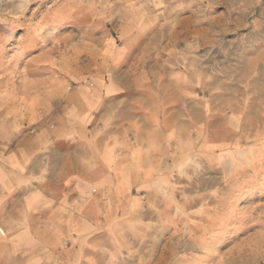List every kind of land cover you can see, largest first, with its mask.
<instances>
[{
    "label": "rangeland",
    "instance_id": "obj_1",
    "mask_svg": "<svg viewBox=\"0 0 264 264\" xmlns=\"http://www.w3.org/2000/svg\"><path fill=\"white\" fill-rule=\"evenodd\" d=\"M111 65L156 73L189 170L135 261L264 264V0H0L1 105L64 104Z\"/></svg>",
    "mask_w": 264,
    "mask_h": 264
},
{
    "label": "crops",
    "instance_id": "obj_2",
    "mask_svg": "<svg viewBox=\"0 0 264 264\" xmlns=\"http://www.w3.org/2000/svg\"><path fill=\"white\" fill-rule=\"evenodd\" d=\"M158 91L155 72L111 65L64 104H0V264H138L189 171Z\"/></svg>",
    "mask_w": 264,
    "mask_h": 264
}]
</instances>
